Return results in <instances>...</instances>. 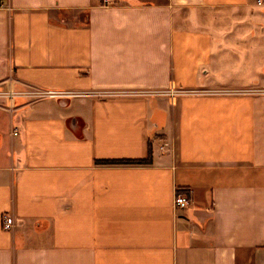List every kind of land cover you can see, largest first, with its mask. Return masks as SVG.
Returning a JSON list of instances; mask_svg holds the SVG:
<instances>
[{
    "label": "crops",
    "instance_id": "obj_1",
    "mask_svg": "<svg viewBox=\"0 0 264 264\" xmlns=\"http://www.w3.org/2000/svg\"><path fill=\"white\" fill-rule=\"evenodd\" d=\"M0 264H264V4L0 0Z\"/></svg>",
    "mask_w": 264,
    "mask_h": 264
},
{
    "label": "built area",
    "instance_id": "obj_2",
    "mask_svg": "<svg viewBox=\"0 0 264 264\" xmlns=\"http://www.w3.org/2000/svg\"><path fill=\"white\" fill-rule=\"evenodd\" d=\"M257 4H264V0H256ZM111 2V0H102L104 5H107ZM48 95L47 93H45ZM52 95V94H50ZM41 96V95H40ZM15 133V132H14ZM189 203L188 195L182 193L181 191L176 190L174 197H173V206L174 208H185ZM13 226V218L8 215L4 214L1 218V227L3 230H10Z\"/></svg>",
    "mask_w": 264,
    "mask_h": 264
},
{
    "label": "trees",
    "instance_id": "obj_3",
    "mask_svg": "<svg viewBox=\"0 0 264 264\" xmlns=\"http://www.w3.org/2000/svg\"><path fill=\"white\" fill-rule=\"evenodd\" d=\"M147 162V160H121V161H107L105 163H122V164H125V163H145Z\"/></svg>",
    "mask_w": 264,
    "mask_h": 264
}]
</instances>
